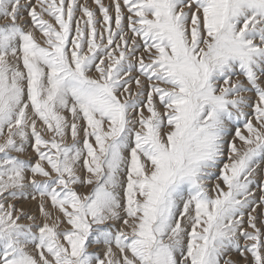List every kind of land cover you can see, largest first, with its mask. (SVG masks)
Instances as JSON below:
<instances>
[{"label": "snow or ice", "instance_id": "1", "mask_svg": "<svg viewBox=\"0 0 264 264\" xmlns=\"http://www.w3.org/2000/svg\"><path fill=\"white\" fill-rule=\"evenodd\" d=\"M94 3L0 0V264H264V0Z\"/></svg>", "mask_w": 264, "mask_h": 264}, {"label": "rangeland", "instance_id": "2", "mask_svg": "<svg viewBox=\"0 0 264 264\" xmlns=\"http://www.w3.org/2000/svg\"><path fill=\"white\" fill-rule=\"evenodd\" d=\"M81 4H87V6H89L93 11H96L97 12V18L100 19L101 16H100V13H99V10L96 6V4L94 3V0H80ZM103 2L105 3L106 6H111L112 5V2L113 0H103ZM79 13L77 14L78 18H79ZM37 36H39V33H37ZM240 80L241 81H245V78L243 76L240 77ZM251 96V99L254 101L255 100V96L252 95V94H249ZM249 111H251L249 109ZM69 142L70 141V138H69ZM238 143V146H239V141H237ZM21 158L23 159H27L29 160L30 162H34L35 159H36V156H35V153L32 152V149L29 148L28 149V155L27 156H22ZM258 171V176H257V180H262L264 179V165H261V168L257 170ZM214 183V181H213ZM257 196H259V192H257ZM18 206L19 207H22L26 212H30V213H33L35 214L36 213V209H37V202L35 201H18L17 202ZM258 212L260 211L259 209L257 210ZM23 223H28L27 221H22ZM93 251H98V247L97 246H94V248L92 249ZM232 260L234 261H237L238 264H244L242 258L239 256L238 253H233L230 257Z\"/></svg>", "mask_w": 264, "mask_h": 264}]
</instances>
